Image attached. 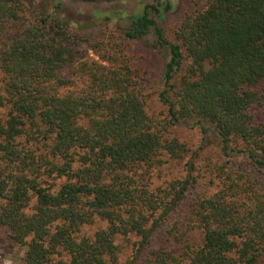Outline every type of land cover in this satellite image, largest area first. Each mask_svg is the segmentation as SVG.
<instances>
[{"label": "trees", "instance_id": "obj_1", "mask_svg": "<svg viewBox=\"0 0 264 264\" xmlns=\"http://www.w3.org/2000/svg\"><path fill=\"white\" fill-rule=\"evenodd\" d=\"M154 1L99 14L122 20L105 35L61 0H0V227L25 249L11 264H119L121 238H135L127 264H264V0H190L172 40L155 18L172 5ZM150 34L166 54L164 118L149 115L127 56ZM176 126L199 131V151L212 135L260 180L218 166V190L153 247L196 184ZM187 155L183 179L153 186L166 157Z\"/></svg>", "mask_w": 264, "mask_h": 264}, {"label": "rangeland", "instance_id": "obj_2", "mask_svg": "<svg viewBox=\"0 0 264 264\" xmlns=\"http://www.w3.org/2000/svg\"><path fill=\"white\" fill-rule=\"evenodd\" d=\"M63 10L67 16L74 19L92 20L96 28L103 34H118L122 29V20L112 18L106 21L102 16L104 12L114 13L123 11L127 14L139 12L145 4H156L154 0H61ZM171 10L165 12L162 18L155 16L157 26L163 31L166 39L172 40L174 28L181 15L192 9L190 0H170ZM101 38V37H100ZM150 34L139 42H130L127 47V56L130 59V65L140 79L143 94L147 102L149 115L164 118L166 109L158 100V94L162 90L161 73L166 60V54L159 49ZM89 57L98 60V57L89 51ZM99 61V60H98ZM260 120H264V114L260 113ZM169 137H177L180 141L186 143L193 153V163L195 165L194 177L196 178L195 187L189 192L185 203L170 217L165 226L157 231L156 238L152 244L153 247L158 245L169 246L171 242L167 241L165 234L166 228L175 219L182 218L187 212L190 203L197 197L210 196L220 187L217 179L216 168L220 165L227 164L226 169L233 173H242L250 176L253 180H260L259 173L254 171L250 165L243 162L237 157H224L217 146V141L212 135L208 138L206 147L199 151L201 135L199 131L191 126L172 127ZM187 155L184 160H172L166 157L164 164L155 170L152 177L153 186L164 188L168 182L181 180L185 176V162L189 160ZM230 161V163H228ZM104 223H96L93 226L83 229L86 235H92L97 229L104 227ZM201 240L196 231L190 233L189 241L199 243ZM135 238L118 239L121 253L119 255V264H127L132 256V244ZM169 244V245H168ZM25 249L19 247L12 239V233L0 227V264H11L19 261L24 256Z\"/></svg>", "mask_w": 264, "mask_h": 264}, {"label": "flooded vegetation", "instance_id": "obj_3", "mask_svg": "<svg viewBox=\"0 0 264 264\" xmlns=\"http://www.w3.org/2000/svg\"><path fill=\"white\" fill-rule=\"evenodd\" d=\"M170 1V0H169Z\"/></svg>", "mask_w": 264, "mask_h": 264}]
</instances>
